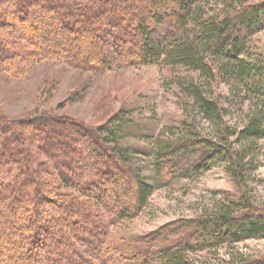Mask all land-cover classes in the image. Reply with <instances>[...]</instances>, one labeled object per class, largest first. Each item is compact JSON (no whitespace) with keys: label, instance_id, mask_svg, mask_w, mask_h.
<instances>
[{"label":"trees","instance_id":"trees-1","mask_svg":"<svg viewBox=\"0 0 264 264\" xmlns=\"http://www.w3.org/2000/svg\"><path fill=\"white\" fill-rule=\"evenodd\" d=\"M263 29L264 2L249 0H0L2 72L45 58L94 74L151 65L190 72L168 78L183 117L152 146L158 185L221 164L239 192L196 218L114 238L153 193L119 145V127L0 114V264H198L193 254L264 238V209L248 198L264 139V57L247 58ZM199 118L211 136L196 131Z\"/></svg>","mask_w":264,"mask_h":264},{"label":"rangeland","instance_id":"rangeland-1","mask_svg":"<svg viewBox=\"0 0 264 264\" xmlns=\"http://www.w3.org/2000/svg\"><path fill=\"white\" fill-rule=\"evenodd\" d=\"M215 1L212 0V4ZM249 1L252 4L264 2ZM248 56L249 59L264 57V29L251 39ZM173 72L151 65L94 74L54 59L36 60L19 73L0 71V114L14 121L57 116L88 128L107 124L119 127V145L128 149L133 166L153 186V193L141 213L115 228L110 236L145 235L162 226L196 218L204 211H211L219 200L236 199L239 193L221 164L198 177L178 179L167 186L158 185L150 157L152 146L163 130L178 127L183 117L177 105L178 92L168 78L186 72L182 69ZM186 74L191 75L190 72ZM216 91L223 92L224 88L220 86ZM116 115L124 121L120 126L114 119ZM230 119L234 123L241 120L236 116ZM197 120L196 131L200 133L202 129L205 135L211 136L208 124L200 118ZM249 188L250 201L258 209H264V139L256 146ZM192 256L198 264H221L236 256L264 259V238Z\"/></svg>","mask_w":264,"mask_h":264}]
</instances>
